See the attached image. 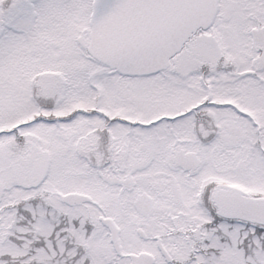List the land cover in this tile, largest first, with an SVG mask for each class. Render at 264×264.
<instances>
[{
  "label": "snow or ice",
  "instance_id": "1",
  "mask_svg": "<svg viewBox=\"0 0 264 264\" xmlns=\"http://www.w3.org/2000/svg\"><path fill=\"white\" fill-rule=\"evenodd\" d=\"M0 264H264V0H0Z\"/></svg>",
  "mask_w": 264,
  "mask_h": 264
}]
</instances>
